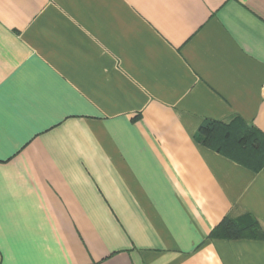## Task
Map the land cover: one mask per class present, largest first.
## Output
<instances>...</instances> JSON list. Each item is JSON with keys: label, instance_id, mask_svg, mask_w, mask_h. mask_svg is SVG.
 I'll return each instance as SVG.
<instances>
[{"label": "crops", "instance_id": "obj_1", "mask_svg": "<svg viewBox=\"0 0 264 264\" xmlns=\"http://www.w3.org/2000/svg\"><path fill=\"white\" fill-rule=\"evenodd\" d=\"M237 119L264 0H0V264H264V167L200 134Z\"/></svg>", "mask_w": 264, "mask_h": 264}, {"label": "trees", "instance_id": "obj_2", "mask_svg": "<svg viewBox=\"0 0 264 264\" xmlns=\"http://www.w3.org/2000/svg\"><path fill=\"white\" fill-rule=\"evenodd\" d=\"M205 145L258 171L264 167V138L241 119L232 123L206 120L200 127ZM259 225L250 215L225 218L213 230V238H258Z\"/></svg>", "mask_w": 264, "mask_h": 264}]
</instances>
